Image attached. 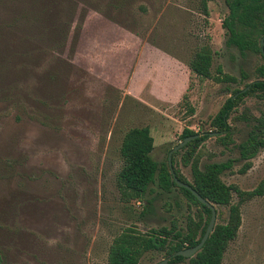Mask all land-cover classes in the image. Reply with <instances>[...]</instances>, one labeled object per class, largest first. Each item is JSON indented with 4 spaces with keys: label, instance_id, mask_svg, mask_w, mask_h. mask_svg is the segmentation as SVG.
Returning a JSON list of instances; mask_svg holds the SVG:
<instances>
[{
    "label": "rangeland",
    "instance_id": "obj_1",
    "mask_svg": "<svg viewBox=\"0 0 264 264\" xmlns=\"http://www.w3.org/2000/svg\"><path fill=\"white\" fill-rule=\"evenodd\" d=\"M226 14L224 0H206V13L202 0H0V264H105L111 239L126 227L173 222L184 230L200 208L177 188L155 179L140 199L120 194L119 146L132 127L149 129L150 157L165 164L184 128L208 133L193 151L199 167L230 161L221 181L256 187L264 148L239 173L237 145L263 101L245 95L232 108L229 141L210 123L262 63L260 54L225 44ZM200 48L210 51V77L188 67ZM216 67L234 81H219ZM184 145L172 152L171 170L190 182ZM213 207L214 224L225 222L227 206ZM239 212L222 264H264V193ZM162 258L146 251L138 264Z\"/></svg>",
    "mask_w": 264,
    "mask_h": 264
},
{
    "label": "trees",
    "instance_id": "obj_2",
    "mask_svg": "<svg viewBox=\"0 0 264 264\" xmlns=\"http://www.w3.org/2000/svg\"><path fill=\"white\" fill-rule=\"evenodd\" d=\"M224 4L227 14L221 25L227 31L225 44L236 47L239 52L250 51L261 55L259 40L261 37L264 39V0H224ZM202 11L206 13V0H202ZM261 57L262 63L255 68L257 77L242 89L234 90L210 121L213 129L222 133L217 139L229 141L231 129L226 119L232 108L245 95H254L263 101L259 115L253 118L252 128L237 145L239 157L244 160L243 166L238 169L239 173L245 172L250 166V159L264 148V57ZM210 64L209 49L200 48L194 52L188 67L198 76L210 77ZM216 73L220 75L217 78L219 81H234L232 76L221 73L219 67H216ZM193 134L191 130L184 128L180 139ZM207 135L208 133H203L183 146L190 157L184 160L189 164L191 181H186L175 168L172 172L178 180L189 184L210 203L227 206V219L223 223L214 224L212 231L194 255L187 258L175 255L168 259L167 264L182 261H186V264H222L223 252L240 225L239 205L264 193V178L251 190H240L234 185L224 184L220 173L230 166V161L212 162L199 167L198 156L194 155L193 151L197 143ZM152 148V137L146 126L129 128L123 134L119 146L121 165L116 173V186L120 194L125 199H140L149 183L156 179L159 188L166 191L171 187L177 188L188 200L199 206L200 210L195 218L187 217L184 230H180L173 222L168 227L150 228L145 232L129 227L122 229L109 243L105 264H138L140 256L146 251L161 252L165 257L171 256L177 250L195 245L208 222L209 208L199 203L188 190L174 183L167 164L156 163L151 159ZM174 155L172 153V156ZM232 193L237 197L236 203H231Z\"/></svg>",
    "mask_w": 264,
    "mask_h": 264
},
{
    "label": "water",
    "instance_id": "obj_3",
    "mask_svg": "<svg viewBox=\"0 0 264 264\" xmlns=\"http://www.w3.org/2000/svg\"><path fill=\"white\" fill-rule=\"evenodd\" d=\"M259 46H260V53L264 57V49H263L264 39H263V37H261L260 40H259ZM214 133H216V132H214ZM198 136L199 135H197V134H193V135H190V136H187V137L183 138L180 142H178L176 145H174L168 151L166 159H167V166H168V169H169V171L171 173V176H172V179H173L174 183L177 186L185 188L186 190H188L196 198V200L199 203H201L202 205H204L207 208H209L210 215H209L208 222H207V224L205 226L203 234L201 235L199 241L195 245H193L191 247L184 248V249L177 250L174 253H172L171 256L162 258L161 260H158V261H156L153 264H166L168 259L170 257L175 256V255H179V256H182V257H185V258L194 255L200 249V247L202 246V244L204 243V241L206 240V238L208 237L209 233L212 231V228L214 226L215 209L213 207V204L210 203L209 201H207L206 199L202 198L189 184L178 180L176 178V176L174 175V173L172 172V170H171V154H172V152L176 151L179 147L184 145L186 143V141H188L190 139H195Z\"/></svg>",
    "mask_w": 264,
    "mask_h": 264
},
{
    "label": "flooded vegetation",
    "instance_id": "obj_4",
    "mask_svg": "<svg viewBox=\"0 0 264 264\" xmlns=\"http://www.w3.org/2000/svg\"><path fill=\"white\" fill-rule=\"evenodd\" d=\"M216 133H218V132H216Z\"/></svg>",
    "mask_w": 264,
    "mask_h": 264
},
{
    "label": "crops",
    "instance_id": "obj_5",
    "mask_svg": "<svg viewBox=\"0 0 264 264\" xmlns=\"http://www.w3.org/2000/svg\"><path fill=\"white\" fill-rule=\"evenodd\" d=\"M99 41V40H98Z\"/></svg>",
    "mask_w": 264,
    "mask_h": 264
}]
</instances>
